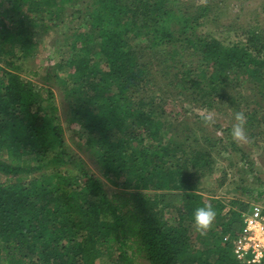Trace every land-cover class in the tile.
<instances>
[{
  "label": "trees",
  "instance_id": "1",
  "mask_svg": "<svg viewBox=\"0 0 264 264\" xmlns=\"http://www.w3.org/2000/svg\"><path fill=\"white\" fill-rule=\"evenodd\" d=\"M72 8L90 29L63 31L69 47L54 68L68 72L71 124L121 187L111 196L91 170L74 171L84 160L68 150L54 91L15 63L36 52L30 24L54 28ZM180 8L174 0H0V264H136L138 255L151 264H253L237 260L234 241L219 239L236 237L251 204L200 188L223 138L172 131L165 94L202 109L243 101L250 134L261 137L264 40L248 28L246 39L226 42L202 29L209 4ZM50 166L30 184L20 178ZM170 195L182 202L174 220ZM209 203L218 226L195 234V210Z\"/></svg>",
  "mask_w": 264,
  "mask_h": 264
},
{
  "label": "rangeland",
  "instance_id": "2",
  "mask_svg": "<svg viewBox=\"0 0 264 264\" xmlns=\"http://www.w3.org/2000/svg\"><path fill=\"white\" fill-rule=\"evenodd\" d=\"M174 2L181 6L180 9L196 7L204 3L209 4L211 12H209V16L207 17L208 21L203 25L202 29L207 33H213V35H216L226 42L236 38L246 39L245 32L243 31L248 28L260 32L264 40V0H174ZM174 6L176 7L177 5ZM42 24L36 23L29 25L39 41L36 52L27 58L18 61L16 59L15 63L20 66L19 72L22 76L38 86L47 84V86L52 88L56 96V106L58 107L60 121L64 127L68 150L76 155V158L84 160L82 163H76L74 171L77 169V164L83 165L91 170L102 182L106 192L111 196L116 191H120L121 187L114 186L109 179H106L102 173L101 166L97 163L94 152L88 150L86 147V137L79 132V124H71L66 88H69V85L70 87L72 86L71 83L69 85L62 83V79L68 77V72L54 68V64L59 60L62 52L66 51L69 47L66 44L63 31L72 28L73 31L77 32V30L73 29L74 27L79 30L81 29V31L87 28L90 29L88 19H77V13L72 8L69 9L65 22L60 23L58 26L44 29ZM70 40L72 38L67 39V41ZM154 62V64H157V59H154ZM33 72H37L38 74L34 75ZM55 74H58L60 79L56 78L54 76ZM236 79L238 78L234 77L232 79L234 81L233 83H241L239 82L240 80L237 82ZM241 86H239V90L245 92L244 95H248L251 90H247L243 85ZM165 97L168 101L166 107L168 108L169 120L175 124V129L172 131L184 134V130H188L194 132L196 137H204L206 132H208L214 138H223V141L216 143L213 149L214 164L212 165V172L208 171L202 177L200 188L203 193L209 197L219 198L226 203H229L231 199H241L244 203L252 204L256 202L264 206V196L259 198L257 195L259 189H264V133H261V137L255 138V135L250 134L251 131L248 130L249 127L246 124L245 131L249 138L248 143L238 144L233 141L231 136L232 125L236 123L235 114L237 112L244 113L246 110L244 109V104H242L243 101L226 104L223 106V110H219L202 109L195 103L180 98V101L171 100L173 97L169 94H165ZM257 99H260V97ZM237 106L239 107L238 111L235 109ZM256 108H258V114L264 111L259 103L256 104ZM173 109L174 111H172ZM182 109L183 112H179ZM250 111H252V107ZM206 114H212L214 116L216 120L214 125H205L201 117ZM187 125H190V128ZM260 128L264 130V123ZM260 128L255 131L260 132ZM233 142L236 144L238 150L232 149L231 143ZM62 168L72 169L73 165L70 161L63 165ZM53 172V167L50 166L48 168L45 167L41 172L23 175L20 178L27 184H30L35 177ZM0 179H5V176L1 173ZM170 196L169 203L171 207L168 209V213L174 220L178 215V208L182 202L179 195ZM229 209L230 206L228 205L223 213L229 211ZM248 211H250V208ZM216 226H218V223L215 219L212 227ZM235 229V238L227 232V234L221 235L219 239L223 242H226V240L234 241L240 236L241 231H243L242 224L236 223ZM217 230H221V227H217ZM195 234L199 235L202 233L195 228ZM98 263L108 264V260L105 257L102 259L99 258ZM136 264L151 263L143 256L138 255Z\"/></svg>",
  "mask_w": 264,
  "mask_h": 264
},
{
  "label": "built area",
  "instance_id": "3",
  "mask_svg": "<svg viewBox=\"0 0 264 264\" xmlns=\"http://www.w3.org/2000/svg\"><path fill=\"white\" fill-rule=\"evenodd\" d=\"M240 262L258 264L264 260V206L252 203L244 218L243 231L233 242Z\"/></svg>",
  "mask_w": 264,
  "mask_h": 264
},
{
  "label": "clouds",
  "instance_id": "4",
  "mask_svg": "<svg viewBox=\"0 0 264 264\" xmlns=\"http://www.w3.org/2000/svg\"><path fill=\"white\" fill-rule=\"evenodd\" d=\"M205 125H214L216 120L212 114H206L201 117ZM235 121L232 125L231 136L234 142L240 143H248V136L245 131V125L247 123V118L243 112H237L235 114ZM216 211L212 207V205L205 204L203 207H199L195 210L194 213V226L197 231H200L202 234L206 231L210 230L215 218Z\"/></svg>",
  "mask_w": 264,
  "mask_h": 264
}]
</instances>
